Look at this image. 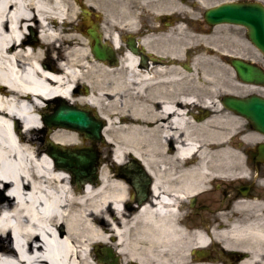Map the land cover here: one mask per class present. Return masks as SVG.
<instances>
[{"label": "bare ground", "instance_id": "1", "mask_svg": "<svg viewBox=\"0 0 264 264\" xmlns=\"http://www.w3.org/2000/svg\"><path fill=\"white\" fill-rule=\"evenodd\" d=\"M75 12L70 0H0V264H100L96 250L109 245L125 260L177 264L187 258L177 242H166L162 234L174 236L171 196L192 188L183 191L167 183L189 184L209 173L210 163L225 159L228 165L230 159H239V144L223 129L226 116L190 126L192 121L179 108L214 99L217 86L196 83L189 89L166 80L150 84L130 56L118 68L97 61L77 42ZM148 89L179 101L175 119L161 120L167 126L143 122L140 95ZM61 102L87 108L106 121L104 146L115 148L116 163L137 157L156 175L152 204L135 212L124 207L130 200L123 183L110 175L115 170L108 158L100 181L85 183L80 190L68 172L55 166L39 142L48 132L44 116ZM164 104L169 109L173 102ZM217 122V130L209 129ZM172 127L181 128L170 133ZM179 133L184 138L175 139L180 145L174 150L156 144ZM50 135L63 146L78 147L85 141L79 131L66 128L53 129ZM165 247L171 251L158 256ZM254 260L247 264H264Z\"/></svg>", "mask_w": 264, "mask_h": 264}, {"label": "flooded vegetation", "instance_id": "2", "mask_svg": "<svg viewBox=\"0 0 264 264\" xmlns=\"http://www.w3.org/2000/svg\"><path fill=\"white\" fill-rule=\"evenodd\" d=\"M255 5L264 8V0H75V34L80 46L92 56L99 49L113 53L109 64L113 68L120 67L130 56L135 60V70L150 84L166 80L176 85L182 83L189 89L196 83L216 85L214 99L181 105L168 94L164 99L152 94L151 89L140 95L146 113L143 122L149 126H167L161 120H174L177 105L192 121L190 126H201L228 113L242 118L228 109V92L220 93L223 89L219 86L239 83L241 91L234 96L264 97V84L245 82L235 66L240 62L264 75V53L253 44L250 28L239 25V6L251 9ZM227 7L236 8V23L210 22L217 19L216 12H224ZM226 16L227 12L220 17ZM165 102L173 104L164 109ZM180 128L172 127L169 132ZM218 128L219 122L209 126L211 130ZM178 137L184 138V134L167 135L156 144L174 150L180 145L175 141ZM238 137L239 159H230L228 165L225 159L210 163L209 173L199 174L195 182L167 183L183 191L192 188L189 193L171 196L174 236L162 234L166 242H177V250L187 258L177 264L264 261V157L260 152L264 136L248 123L244 130L239 129ZM46 148L49 153V143ZM114 153L115 148L109 145L107 157L115 170L110 175L123 183L130 200L124 207L135 212L152 204L156 199L154 188L158 186L156 175L137 157L129 156L124 163H116ZM234 229L236 234L231 233ZM107 248V254L103 246L97 248V260L107 256L110 264H144L125 260L126 256L111 245ZM171 248H163L158 256H164ZM149 264L159 262L151 260Z\"/></svg>", "mask_w": 264, "mask_h": 264}, {"label": "water", "instance_id": "3", "mask_svg": "<svg viewBox=\"0 0 264 264\" xmlns=\"http://www.w3.org/2000/svg\"><path fill=\"white\" fill-rule=\"evenodd\" d=\"M224 12H216L217 15H224ZM228 12L234 15L235 9L228 8ZM216 22L235 23L234 16L229 15L228 19ZM239 24L246 25L251 30V39L264 53V8L255 5L251 9H239ZM96 57L102 61H110L111 56L106 52H96ZM235 66L240 76L247 83L264 84V75L261 71L253 70L246 65L237 62ZM225 104L229 110L237 113L241 117L247 119L251 127L264 135V98L253 95L248 98H239L235 96H227ZM46 124L51 126H61L79 130L86 138L93 141L102 140V131L104 123L97 120V117H91L90 113L82 111L76 107L66 104L61 105L57 113L46 120ZM55 148V147H54ZM69 150L58 151L53 155L56 163L70 171L80 186L81 183L93 181L97 179V154L85 151L82 156H76ZM264 156L263 148L261 149Z\"/></svg>", "mask_w": 264, "mask_h": 264}, {"label": "rangeland", "instance_id": "4", "mask_svg": "<svg viewBox=\"0 0 264 264\" xmlns=\"http://www.w3.org/2000/svg\"><path fill=\"white\" fill-rule=\"evenodd\" d=\"M70 1H72V2H75V0H70ZM231 88H234V89H237V90H240L241 91V89H240V86H239V83H235V84H228V85H226V86H219V89H223V92H220V91H218V92H220V93H224V92H226L228 89H231ZM237 90H236V92H237ZM237 93H239V92H237ZM231 117H233V119H231ZM226 119H227V124L223 127V129L224 130H226L228 133H231V134H233L232 136L235 138V142L236 143H238L239 142V129H241V130H244L246 127H247V125H248V121L247 120H245V119H242V118H237V117H234L231 113H228L227 115H226ZM246 131V130H245ZM248 132V131H247ZM43 135H41L40 136V138L42 137ZM44 137V136H43ZM46 137H47V135H46ZM45 137V138H46ZM44 143L45 142H40L39 144L41 145V146H43L44 145ZM107 153V152H106ZM103 156H105L106 157V155L104 154V153H102V151H101V157H103Z\"/></svg>", "mask_w": 264, "mask_h": 264}]
</instances>
